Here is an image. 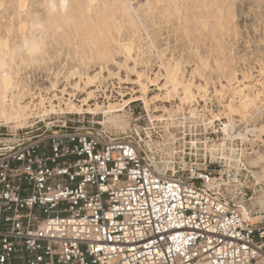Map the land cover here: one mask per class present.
Here are the masks:
<instances>
[{"label": "rangeland", "instance_id": "1", "mask_svg": "<svg viewBox=\"0 0 264 264\" xmlns=\"http://www.w3.org/2000/svg\"><path fill=\"white\" fill-rule=\"evenodd\" d=\"M2 3L0 40L8 39L2 53L11 64L5 70L12 73L6 84L0 69V127L5 132L29 119L56 121L64 113L92 120L116 135L148 118L173 119L176 147L182 148L183 135L190 134L198 141L199 155L216 149L215 155L223 158L220 177L227 176L224 168L232 165V183L223 180L226 193L252 212L251 221L264 219L260 191L251 187L249 175L260 174L259 157L264 155V124L259 119L264 108V0H68L65 10L60 0H26L24 7L19 0ZM32 25L44 41L35 55L25 44ZM123 44L132 46L131 56ZM174 66L179 83L195 84L194 96L183 102L182 88L168 92L150 87V98L159 94L150 108L135 101L122 111L108 112V107L123 102L122 93L140 89L131 69L143 73V82L160 76L163 85L166 68ZM101 69L104 76L92 88L90 106L71 109L70 102L79 107L88 94L74 91L72 84L79 81L83 87L84 78ZM119 70L128 83L115 78ZM76 71L82 74L81 81L72 79ZM73 92L75 98L69 94ZM244 99L247 103H242ZM237 179L242 195L235 191Z\"/></svg>", "mask_w": 264, "mask_h": 264}, {"label": "built area", "instance_id": "2", "mask_svg": "<svg viewBox=\"0 0 264 264\" xmlns=\"http://www.w3.org/2000/svg\"><path fill=\"white\" fill-rule=\"evenodd\" d=\"M64 114L0 127L3 264H240L244 249L264 244V219H241L226 193L222 157L205 163L190 134L177 148L175 120L116 135ZM128 151L140 154L137 167Z\"/></svg>", "mask_w": 264, "mask_h": 264}, {"label": "bare ground", "instance_id": "3", "mask_svg": "<svg viewBox=\"0 0 264 264\" xmlns=\"http://www.w3.org/2000/svg\"><path fill=\"white\" fill-rule=\"evenodd\" d=\"M25 2L26 0H19V6L20 7H24L25 6ZM54 3H52L53 5ZM66 4V7L64 6ZM3 5L2 0H0V8ZM55 5V4H54ZM56 6V5H55ZM59 6L61 9L65 10L68 6V0H60ZM37 26L36 25H32L30 29L27 30L26 32V47L27 50L30 54L35 55L38 54L39 51L41 50L42 46L44 45V41L43 38L38 36L37 33ZM125 46H127V50H128V54L131 56L132 53V46L130 44H123ZM8 46V39H2L0 40V69L2 70V75L1 78L2 80L6 83L9 84L11 81V77H12V73L10 71L5 70L6 66H11L10 62L7 61L6 57L3 55L2 50L4 47ZM205 63V62H204ZM207 64V63H206ZM177 65V64H176ZM204 66V64H203ZM208 66V65H206ZM175 67V66H174ZM178 67V66H176ZM173 68V69H169L166 68V82L162 85L160 84V76L155 77V78H149L148 82H143V73L138 71L137 69L133 68L131 69L133 71V74L137 76V81L136 83H138V86H140L139 90L133 89L131 93L129 94H125L122 93L123 96V102L119 105V106H110L109 108V113H114V112H119L124 110V108L135 101H142L146 108H150L151 103H153V99H156V101H158L159 99L157 98L159 96V94H157L155 96V98H150L148 96L149 93V89L150 87H155V89L159 90V91H173V92H178L179 88L183 89V93L184 96L181 98L182 101L184 102L185 98H189L190 96H194L196 93L194 91V85L192 83H188V84H184L182 85L181 83H179L177 81V76H178V68ZM115 78L118 79L120 82H125L128 83L127 79H125L120 70L117 71L116 73H114ZM104 76V71L103 69H101L100 71H98L95 75H89L86 78H84V86L82 87L79 83V81H76L75 84H72L71 88L74 91H78L81 90L83 93H88L86 96H84L80 102L81 104L79 105V107L74 103V102H70V106L71 109H74L77 107L78 110H83L85 106H90V101L93 98V90L92 88L96 86V84L100 81V78ZM80 81L82 80V74L79 71H76L74 73V76L72 77V79H79ZM168 83H171V90L169 88ZM203 86L201 85H197V89L201 90ZM53 89L55 91L58 90V83L53 84ZM205 89V88H204ZM65 90V89H64ZM206 90V89H205ZM138 93H141L140 95ZM71 95V98H75L76 93H69ZM128 95H130V97H127ZM248 99H244V101L242 103H247ZM20 104V103H19ZM21 107V105H19ZM52 107H54V104H52ZM100 107V105L98 103H96V109L98 110ZM234 105L232 103L229 104V108H233ZM88 111H90V113L92 111H95V109L93 108H87ZM154 111H158V110H154ZM106 111V113H108ZM155 118V117H153ZM152 118V119H153ZM159 120H165L163 117L160 118ZM226 131H228V126L225 128ZM195 142H193L194 144ZM261 158V156L259 157V159ZM258 159L254 162V164L258 165ZM246 209V208H244ZM248 217L246 219H250L253 220L254 218L250 215L248 209Z\"/></svg>", "mask_w": 264, "mask_h": 264}, {"label": "snow or ice", "instance_id": "4", "mask_svg": "<svg viewBox=\"0 0 264 264\" xmlns=\"http://www.w3.org/2000/svg\"><path fill=\"white\" fill-rule=\"evenodd\" d=\"M66 7V4L64 5ZM51 7H55V5H51ZM259 119H260V123L264 124V108L261 109V112L259 114ZM167 147V145H164V147H162L160 149L161 152L164 151V149ZM213 155L211 157V160L214 164V162L216 161L217 157L215 155L216 153V149H213ZM170 152V150H169ZM262 152H264V150H262ZM127 155L128 156H135V159L132 161V164L130 165V167H137V161L140 159V154L139 153H133L132 151H128L127 152ZM95 160L97 161H100L102 160V157H94ZM223 159V158H221ZM261 169L262 171L260 172L259 175H253L251 172L249 173V175H252V179H253V184L251 185V187H254V188H258V190L260 191V200H259V203L261 205L262 208H264V155H261ZM209 162V158L207 156V153L205 154V163H208ZM165 165L169 164V163H172V161H164ZM239 164L240 162L237 161L236 162V175L239 176V173H240V168H239ZM118 167L116 169H114L112 175H116L120 168L123 167V161H119L118 162ZM180 166L181 167H184V163L183 161H180ZM232 165H228L224 168V172H227L229 173L227 176H221L220 179L223 181V180H227L229 184L232 183V176H231V172H230V169H231ZM147 170L146 168H141V171H145ZM87 171V170H86ZM195 172V167H193V170L192 172H189L188 175L189 176H192L193 173ZM105 175H108L107 171L104 173ZM41 179H42V175H41ZM87 179H91V176L89 175L87 177ZM236 185H237V188L235 189V191L238 193V195H242V193L239 192V189L241 187H243L242 185H240V182L239 180L237 179L235 181ZM83 191V189H81V192ZM115 191H120L121 194L123 195V190L122 189H115ZM115 191L113 192V196L115 197ZM103 192L107 193L108 192V189L105 188L103 189ZM62 194V193H61ZM9 198H12L11 197V194L9 195ZM53 199H55V197H52ZM236 205L234 204L233 205V209H235ZM215 205H213V211H215ZM221 212L225 211L226 209L221 206L220 209H219ZM237 215L241 217V219H245L248 217V212H247V209H244L241 207V211L240 212H237ZM241 227L243 226L242 224L240 225ZM261 236L262 238H264V233H261ZM191 239V237L189 238ZM0 264H3V260H0ZM175 264V262H174ZM240 264H264V244H262L258 249H251V248H248V249H244V254L242 255V259L240 261Z\"/></svg>", "mask_w": 264, "mask_h": 264}]
</instances>
